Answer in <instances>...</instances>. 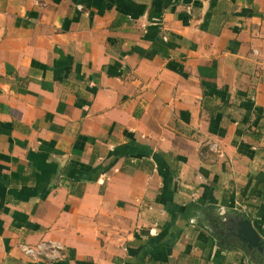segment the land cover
<instances>
[{
    "label": "crops",
    "instance_id": "0c3cea01",
    "mask_svg": "<svg viewBox=\"0 0 264 264\" xmlns=\"http://www.w3.org/2000/svg\"><path fill=\"white\" fill-rule=\"evenodd\" d=\"M241 216L264 244V0H0V264H264Z\"/></svg>",
    "mask_w": 264,
    "mask_h": 264
},
{
    "label": "water",
    "instance_id": "95a60500",
    "mask_svg": "<svg viewBox=\"0 0 264 264\" xmlns=\"http://www.w3.org/2000/svg\"><path fill=\"white\" fill-rule=\"evenodd\" d=\"M234 233L248 249L258 250L264 252V244L260 235L256 232L249 218L239 217L235 220ZM232 227V226H231ZM229 227V230H231Z\"/></svg>",
    "mask_w": 264,
    "mask_h": 264
},
{
    "label": "built area",
    "instance_id": "2783aa9c",
    "mask_svg": "<svg viewBox=\"0 0 264 264\" xmlns=\"http://www.w3.org/2000/svg\"><path fill=\"white\" fill-rule=\"evenodd\" d=\"M22 252L29 257L37 258L40 256L45 257H58L62 246L57 242L47 241L40 242L34 246L21 244Z\"/></svg>",
    "mask_w": 264,
    "mask_h": 264
},
{
    "label": "trees",
    "instance_id": "16d2710c",
    "mask_svg": "<svg viewBox=\"0 0 264 264\" xmlns=\"http://www.w3.org/2000/svg\"><path fill=\"white\" fill-rule=\"evenodd\" d=\"M191 205H192V204H189L188 206H191ZM188 206H187V207H188Z\"/></svg>",
    "mask_w": 264,
    "mask_h": 264
}]
</instances>
